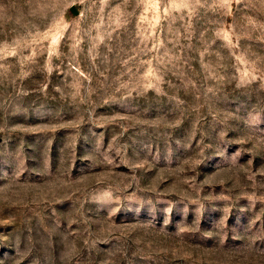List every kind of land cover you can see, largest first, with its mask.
I'll return each mask as SVG.
<instances>
[{
	"label": "rangeland",
	"instance_id": "1",
	"mask_svg": "<svg viewBox=\"0 0 264 264\" xmlns=\"http://www.w3.org/2000/svg\"><path fill=\"white\" fill-rule=\"evenodd\" d=\"M0 264H264V0H0Z\"/></svg>",
	"mask_w": 264,
	"mask_h": 264
},
{
	"label": "water",
	"instance_id": "2",
	"mask_svg": "<svg viewBox=\"0 0 264 264\" xmlns=\"http://www.w3.org/2000/svg\"><path fill=\"white\" fill-rule=\"evenodd\" d=\"M71 9H73V7H71Z\"/></svg>",
	"mask_w": 264,
	"mask_h": 264
}]
</instances>
